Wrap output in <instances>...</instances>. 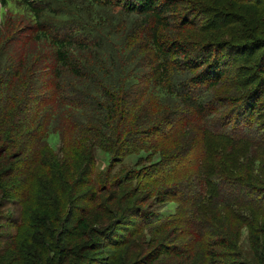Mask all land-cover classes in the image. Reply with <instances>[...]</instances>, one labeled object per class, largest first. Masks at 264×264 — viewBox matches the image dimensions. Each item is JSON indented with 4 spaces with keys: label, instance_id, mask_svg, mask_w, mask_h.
Returning <instances> with one entry per match:
<instances>
[{
    "label": "trees",
    "instance_id": "1",
    "mask_svg": "<svg viewBox=\"0 0 264 264\" xmlns=\"http://www.w3.org/2000/svg\"><path fill=\"white\" fill-rule=\"evenodd\" d=\"M9 1L12 0H0V14L2 18H6V24L8 19H15L17 22H24L29 30L28 38L17 39L27 42L44 38L46 44L38 46L44 47L43 54L34 52L29 56L20 57L19 60L8 57L7 68L5 67L7 74L13 73L17 78L19 87L22 83L21 88L25 92L18 101L13 102L0 96V254L6 250L7 256L11 248L16 247L9 253L7 261L14 259L15 264H95V255L101 252L97 250L101 247L102 238H105L102 230L108 229L114 222L124 223L126 219L120 214H114L104 203L87 205L96 196L90 191L95 169L94 149L102 147L112 152V162L123 158L127 150L134 152L130 148L149 149L152 145L151 140L146 139H139L136 144L128 145L130 137L134 134L132 131H123L124 112L128 107L138 108L148 118L147 112L144 111L146 108L151 113L163 110L161 114H164L174 110L166 105L180 104L190 118H198L189 119L190 123L197 122L196 127H192L197 134H189L190 141L178 143L176 153L179 157L184 149L195 143L209 153V172H205L207 164L204 165L202 160L200 183L204 186L196 194V208L201 215L195 217L192 223L199 230L197 233L191 232L196 240H203L207 234L210 235L211 239L207 241L208 249H204V246L202 248V252L208 255V259L205 256L206 263L218 256L216 247L221 243L215 236L211 237V231L207 233L205 210L210 206L229 210V216L234 219H244L253 212L260 214L264 219V185L253 186L239 173L228 174L226 162L218 161L225 149L222 146L227 145L228 140L233 142L240 137V134L236 133L242 119H211L230 103L222 99L214 100L210 91L222 82H225L226 86L229 85L231 64L224 61L221 55L215 56L217 47L214 48L213 44L196 52L184 38L168 35L167 31H180L183 25H189L191 21L197 22L193 20L197 17L194 9L184 13L178 22L174 17L181 3L178 0H13L16 8L14 10H11V5L8 6ZM19 4L29 15L20 13ZM5 30L7 35V25ZM109 31L124 32L126 47L118 41H113L107 34ZM263 34L261 30L260 35ZM142 37H145V43L150 45L149 56L140 54ZM141 47L145 48V45ZM125 50L126 53L121 54ZM96 53L98 56H104L103 59L109 67L105 70V76H110L113 85L117 87H109L100 100L88 89L74 86L73 81L70 83L73 90H67L61 84L62 75L65 78L70 75L75 80L86 82L93 80L94 83L100 84L95 76L90 74L92 71L89 68L92 67L86 65L90 57H94L96 63L100 64ZM1 56L0 75L5 66L3 53L0 52ZM50 59H53L54 65L49 64ZM261 74H264V68L261 69ZM98 78L102 81L100 75ZM4 84L5 77H0L2 95ZM48 89L53 90L51 97L48 93L43 94ZM160 92L163 95L161 97ZM79 97L94 102V110L101 116L84 119V125L81 122V125H75L72 119H68L67 127L70 132L56 134L58 123L64 119H56L60 118V115H54L48 109L37 108L31 116L25 118L21 112L27 103L39 104L42 107L48 104L46 107H49L54 100L59 107L66 108L71 101H78ZM169 98L173 101L170 102ZM141 100L150 101L146 106L139 104ZM74 108H80V104ZM258 109L257 99L253 98L244 105L241 116L249 118ZM40 111L42 113L37 117ZM118 111L121 116L111 119ZM36 117L49 121L50 126L54 127L55 133L51 134L58 137L57 150L50 147L46 150L39 145L44 137L41 135L38 138V134L31 128ZM158 120L160 119L151 123L153 130H142V136L154 135V139L163 132L165 124ZM170 123L171 121L168 122ZM77 127H82V134L76 131ZM40 128L44 129L43 126ZM192 128L189 124H184L176 133V137L183 136ZM199 130L203 132L204 140L206 136L212 135L213 139L215 137L214 141L207 139L206 143L201 141L200 145ZM90 134L97 140L88 137ZM252 134L248 133V141L253 137ZM230 135L234 136L228 137L224 143L221 142V137ZM47 143L50 145L48 137ZM256 146L264 152L262 141H258ZM165 159L168 157L161 161ZM160 167L152 166L153 175L159 172ZM146 171L140 173L143 175ZM161 181L162 177L154 183H144V186L153 187ZM186 184L189 185L190 182ZM98 210L102 218L95 220L94 213ZM77 213L80 215L78 218L74 217ZM91 215L93 223L90 222ZM223 221L226 219L220 220V223ZM71 222L74 224L70 226ZM96 223L103 224L104 227L98 229ZM13 226L17 227L16 234H20L24 227L28 230L23 239L32 245L27 249H23L18 242L9 243L7 238L2 237L3 229ZM248 230L257 236L251 237L256 263L264 264V225L256 229L250 224ZM61 234L68 241H85V244L78 248H67L62 254V257H65L63 261L61 255L59 256V252L63 250L60 244ZM51 243L53 245L48 248ZM31 247L42 248V254L32 253ZM156 249L155 254L169 252L168 247L162 244ZM151 260L147 261L148 264Z\"/></svg>",
    "mask_w": 264,
    "mask_h": 264
},
{
    "label": "rangeland",
    "instance_id": "2",
    "mask_svg": "<svg viewBox=\"0 0 264 264\" xmlns=\"http://www.w3.org/2000/svg\"><path fill=\"white\" fill-rule=\"evenodd\" d=\"M178 1L181 2L177 8L178 13L176 15L174 13V17L178 22L181 21L184 13L192 9L197 14V17L195 16L193 20L197 22L189 19L192 22L191 24L183 25L184 29L182 28L180 31H167L168 35L172 37L178 35L184 38L187 44L196 52H200L204 47L213 44L214 48L217 47L214 52L215 56L221 55L225 59L224 61L231 64L230 78L232 77V80L228 79L229 85L226 86L225 82H222L217 86L215 85L210 91V95L214 97V100L222 99L230 101V103L211 119H242L240 126H237L238 131L236 133H239L240 137L233 142L228 140V144L222 146L225 149L222 151V156L218 161L226 162L225 167H227L226 172L228 174L239 173L240 176L251 182L253 186H263L264 152L259 150L256 145L258 141L264 143V74H261V69L264 68V34L260 35L261 30L264 33V0ZM10 5L11 10L16 9L13 0L9 1L8 6ZM18 9L20 13L29 15V12L25 11L21 4L18 5ZM5 19L0 14V52L3 53V61L5 63L4 70L2 69L3 72L0 75V77H5L3 95L0 94V96L4 100L7 99L9 102H13L18 101L25 95V92L21 88L22 83L20 84L21 87L17 84V78L13 76V73H6L7 58L11 57L19 60L20 57L29 56L34 52L43 54L44 47L39 48L38 46L45 45L46 42L44 41L46 40L44 38L35 41L28 40L27 42L18 40V37H29L27 26L24 22H17L15 19L12 21L8 19V24H6ZM107 34L113 41H118L126 47L123 39L124 32L113 33L109 31ZM11 38L14 39L11 40ZM145 42L146 38L142 37L140 39V54L143 53L145 56H149L151 55L149 52L151 50L150 45ZM141 45H145V48H142ZM124 53H126V50L121 52V54ZM50 55L51 52L48 53V57ZM95 56L99 58L100 64L96 63L94 57H90L86 65L92 67L89 68L92 71L90 74H93L100 84L94 83L93 80H87L88 83L80 79L75 80L70 75L65 78L62 74L61 84L67 90H73V86L70 84L73 81L74 86L88 89L89 92L95 93L100 100L103 93L109 90V87H117L113 85L110 76H105V70L109 69V67L103 59L104 56H98L97 53ZM52 60L50 59L49 64H52ZM1 65L2 56L0 57ZM52 65H54V62ZM110 69L113 70L112 67ZM99 75L102 81L99 80ZM26 87L27 85H25ZM47 93L51 97L53 90L48 89L43 92V94ZM55 93L56 89L54 90V95ZM161 94L160 92L159 97L163 96ZM253 98L257 99L259 109L249 118L241 116L244 105ZM81 99L84 100L81 101ZM77 100L75 102L71 101L66 108L59 107L55 100L53 103L50 102L49 107H46L48 104H44V107H42L39 104L27 103L21 112L24 118L31 116L37 108L48 109L54 115L59 114L60 118L56 119L64 120L58 123L56 134L64 133V131L66 133V131L70 132L67 127L68 119H72L75 125H81V123L84 125V119L99 118L101 116L100 113L94 110V102H89L85 97H79ZM150 100L152 99L150 98ZM149 101L141 100L139 104H146L147 106ZM169 101L172 102L173 100L169 98ZM9 102L8 105L10 104ZM78 104H80V108L75 109L74 107ZM208 105L209 103L206 104V106ZM166 107H172L174 110L161 114L163 110L151 113L146 108L144 111L147 112L148 118L136 107H128L124 112L123 131H132L134 133L130 137L128 145L136 144L139 139H146L151 140L152 145H150L149 149L130 148L134 152L127 150L123 158L112 162V152L106 151L102 147L94 149L95 169L93 187L90 191L96 196L87 205L104 203L108 209L113 210L114 214H120L123 219H126L124 223L118 224L114 222L110 227L108 226V229L102 230L105 238H102L101 247L97 250V252H101L99 254L96 252L95 264H148L147 261L149 259H152L149 264H259L256 263V255L251 243V237L257 236L248 230V225H254V228L258 229V226L264 225L263 217L253 212L252 215H247L244 219H234L229 216V210L217 206H210L205 210L207 233L211 231V237L215 236L218 241H221L219 246L216 247L217 251H219L218 256L213 257L212 261L206 263L205 256L208 259V255L202 252V248L204 246V249H208L207 241L211 239L209 238L210 235L207 234V236L203 237V240H196L191 232L197 233L199 230L192 223H194L195 217H200L201 215L196 208L198 201L196 194L204 186V184L200 183L202 180V171L200 170L202 160L204 165L207 164L205 172H209L210 161L207 158L209 153L195 143L184 149L179 157L177 156V144L190 141L191 138H188L189 134H197L192 128L196 127L197 122L193 121L190 123L189 119L198 118H190L188 112L180 104L166 105ZM41 113L40 111L37 117ZM120 116L121 113L118 111L111 119H116ZM37 117L31 128L38 134V138L41 135L44 137L39 145L46 150L48 147L52 150H57V146H59L58 137L51 134L55 133L54 127L50 126L49 121L46 122L45 119H37ZM157 119H160L158 122L165 124V130L156 135L154 139H152L154 135L149 137L142 136V133H140L142 130H153L151 123L157 122ZM169 121H171L170 124H168ZM184 124H189L192 129L184 135L182 134L183 136L176 137V133ZM42 126L46 132L43 128H40ZM81 129L82 127H77L76 131L82 134ZM248 133H253V137L249 141ZM198 134V143L200 142V145L202 144L201 141L205 142L207 139H213L212 135H209L204 140V134L201 130L198 131ZM30 135L34 136L33 134ZM232 136L234 135L221 137V142L224 143L228 137ZM47 137L50 145L47 143ZM88 137L97 140L91 134ZM159 139L164 141L159 142ZM186 143L190 144L189 142ZM169 154L173 156L169 157ZM166 156L168 159L161 161ZM155 162L157 163L152 164ZM154 165L161 166L159 172H156L155 175H153L152 170ZM145 170H147V173L142 175L140 172ZM161 177L162 181L153 185V187L144 186V183H154L155 180L161 179ZM209 178L208 176L207 179ZM187 182H190V184L187 185ZM89 212H87V215H89ZM74 217L78 218L80 215L77 213ZM100 218H102V215L98 210L94 213V219L99 220ZM90 219V222L93 223L92 215ZM225 219L226 221L220 223V220ZM73 224L71 222L69 225ZM95 225L98 229L104 227L103 224L96 223ZM16 231V226L5 228L3 229L2 237L7 238L9 243L16 244L18 242L23 249H27L29 245H32V243H27L23 239V236L28 232L25 227L22 228L20 234H16ZM13 234H16V236ZM29 238L32 239V236ZM60 239V244L63 248L59 252L61 257L67 248L72 246L78 248L85 244V241H68L63 234L60 235ZM256 242L258 243V240ZM159 244L167 246L169 252L161 255L155 254L156 247ZM52 245L51 243L48 248ZM173 247L176 248L177 253H173L175 251L172 249ZM15 248L13 246L7 256L5 255L6 250L1 252L0 264H15L14 259L6 260L9 253L14 251ZM42 250L40 247L30 248L32 253L42 254ZM64 258L62 257L61 260L63 261Z\"/></svg>",
    "mask_w": 264,
    "mask_h": 264
}]
</instances>
